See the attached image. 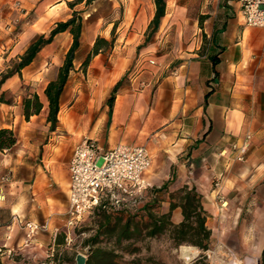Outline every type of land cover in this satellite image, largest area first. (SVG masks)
<instances>
[{
	"label": "crops",
	"instance_id": "1",
	"mask_svg": "<svg viewBox=\"0 0 264 264\" xmlns=\"http://www.w3.org/2000/svg\"><path fill=\"white\" fill-rule=\"evenodd\" d=\"M206 14L205 52L186 54L188 61L176 76L141 69L134 79H126L111 114L107 100L127 75L128 61L121 70L108 71L99 54L86 73L74 66L54 132L49 131L44 94L54 79L39 66L45 48L22 71L23 78L27 73L29 79L50 80L43 95L37 92L43 110L28 121L22 97L11 105L0 103V128L12 129L18 138L12 150H0V172L11 175L9 183L0 184L1 260L17 250L42 256L45 245H61L52 238L67 218L70 161L74 148L91 138L105 149L147 145L152 166L146 178L151 186L171 180V185L197 187L209 214L211 254L220 257L211 264H264V30L245 25L238 0H219L217 10ZM214 54L219 55L216 78L210 60ZM20 78H10L1 92L6 94L10 82ZM246 134L252 135V144L245 161L238 162L231 147ZM172 219L176 225L182 222L180 207ZM26 221L47 223L49 230L28 243L22 226ZM101 223L103 219L98 226ZM113 224L123 226L124 221L114 219Z\"/></svg>",
	"mask_w": 264,
	"mask_h": 264
},
{
	"label": "rangeland",
	"instance_id": "2",
	"mask_svg": "<svg viewBox=\"0 0 264 264\" xmlns=\"http://www.w3.org/2000/svg\"><path fill=\"white\" fill-rule=\"evenodd\" d=\"M0 1L2 3L0 5V79L14 67L29 45L41 35L40 32H44L47 36L56 23L69 19L73 11L80 12L83 18L81 46L74 61V66L79 68L78 72H81V64L94 41L98 37H103L113 41V47L101 53L100 57V64L108 71L121 70L126 66L127 60L130 67L126 75L127 79H134L141 69L163 73V77L176 76L181 66L188 61L186 54L205 52L206 43L203 41L202 31L205 24L202 25V19L208 17L206 13L215 12L219 2V0H166L167 19L162 21L158 32L148 38L150 31L147 24L156 10L154 0H93L90 4L85 0L74 8H71L69 3H75L76 0ZM62 1L66 4L58 6ZM72 40L73 37L69 32L62 33L42 51L40 56L42 63L39 66L45 71L48 69L51 74L50 79L57 77ZM151 60H154L155 64H151ZM28 75L26 73L25 78L21 77L14 84L10 82V89L5 94L8 101L13 103L19 96L23 99L37 92L43 95L44 85L50 79L47 76L45 81L39 78L29 79ZM5 84L1 91L4 90ZM74 101L75 98L72 97L67 105L71 106ZM161 186L149 185L148 189L136 198L123 201L120 208L109 205L105 211L112 214V219H116L117 212L133 214L141 211L144 205L153 203L158 206L152 210V213L161 215L165 209H168L170 198L167 193L157 194ZM181 187L171 185L170 190L174 192ZM176 201L179 202L180 198L177 197ZM103 215L102 210L93 211L76 229H69L63 225L57 237L52 238L53 243L55 239L60 241L61 245H45V255L31 256L30 252L17 250L9 257L4 256L0 261L2 264L10 262L40 264L58 254L62 263L76 264V256L79 253L86 255L87 241L94 235L92 231L96 230ZM138 220L142 234L122 243V245H135L139 248L137 253L125 254L116 246L119 245L116 237L122 227L118 224H115V228L101 240L98 247L120 253L119 255L122 256L118 259L120 264H128L133 257H153L165 264H211L212 261L220 258L211 254L212 245L206 252L189 244L176 247L169 231L156 237H149L145 226L147 218L141 216ZM183 247L196 249V257L194 256L190 261L185 260L181 253Z\"/></svg>",
	"mask_w": 264,
	"mask_h": 264
},
{
	"label": "trees",
	"instance_id": "3",
	"mask_svg": "<svg viewBox=\"0 0 264 264\" xmlns=\"http://www.w3.org/2000/svg\"><path fill=\"white\" fill-rule=\"evenodd\" d=\"M85 0H76L75 3H69L71 8L75 5L84 2ZM93 0H87L90 4ZM156 10L152 21L149 24V36H154L162 23L163 18L166 16L167 4L166 0H154ZM65 32H69L72 37V44L69 48L63 64L58 70L57 77L50 81L44 90L45 97L48 103V115L47 122L50 124L49 131L54 132L57 130L59 125V113L61 111V97L64 93L66 85L69 81L70 74L74 70V61L77 53L81 46V36L83 32V18L80 12L73 11L71 17L66 21H60L51 29L49 34L39 35L26 49L25 53L19 58V61L4 74L0 79V103L11 105L12 101H8L5 94L1 92L2 86L14 76L22 77V71L30 66L38 54L48 45L52 44L54 39ZM147 38V39H148ZM113 47V41H109L106 38L98 37L87 54L86 58L81 64V69L86 73L87 68L90 66L92 60L103 53L107 49ZM219 55L214 54L210 56V60L213 64L214 75L217 77V71L215 70L218 64ZM127 77L124 76L120 81L113 87L112 93L107 100V106L109 107L110 114L117 97L119 90L126 83ZM211 92L207 93L206 99L210 96ZM44 108V104L38 93L26 96L22 100L23 116L28 121L32 116L39 115ZM18 138L15 132L9 128H0V150H12L17 144ZM172 181L164 183L158 190L159 193L169 194V207L167 212L161 215H155L152 210L155 209L157 204H146L143 206L141 211L136 213L124 214L117 212L115 217L117 222H123L124 224L119 230L116 237V245L120 248L121 252L129 255H134L139 251L135 245H122L124 240L130 241L139 234H142L141 226L138 218L143 216L146 221V230L149 237H156L160 234L170 232L175 246L179 247L183 244H189L198 247L203 252L210 249L212 243V231L207 226L209 218L208 212L205 210L203 205V196L197 190L195 185H184L177 191L172 192L170 186ZM179 195V196H178ZM179 197L180 201L177 202L176 198ZM180 207L182 209L183 220L180 224L175 225L172 222L173 211ZM103 209V220L98 226L97 232L87 241V264H120L118 259L122 256L117 251H107L100 247L98 244L101 240L115 228L113 224V217L111 213ZM142 222V219L140 220ZM61 244V243H59ZM60 246V245H57ZM0 264L1 261H0ZM40 264H64L60 261L58 254L53 257H49L46 261ZM128 264H165L161 261L156 260L153 257L140 258L133 257Z\"/></svg>",
	"mask_w": 264,
	"mask_h": 264
},
{
	"label": "built area",
	"instance_id": "4",
	"mask_svg": "<svg viewBox=\"0 0 264 264\" xmlns=\"http://www.w3.org/2000/svg\"><path fill=\"white\" fill-rule=\"evenodd\" d=\"M247 27L264 30V0H238ZM155 64L154 60L150 61ZM252 144V135L231 147L238 162H244ZM226 155L227 151H223ZM152 166V155L147 145L119 144L105 149L96 140L83 139L75 148L69 165L70 191L65 227L76 229L95 209L108 205L120 208L126 198H136L149 187L147 174ZM11 181L10 174L0 172V184ZM26 241L47 232V223L26 221L22 224ZM56 229L54 235L59 234Z\"/></svg>",
	"mask_w": 264,
	"mask_h": 264
},
{
	"label": "bare ground",
	"instance_id": "5",
	"mask_svg": "<svg viewBox=\"0 0 264 264\" xmlns=\"http://www.w3.org/2000/svg\"><path fill=\"white\" fill-rule=\"evenodd\" d=\"M181 253L185 260L190 261L194 256L196 257L197 251L193 248L183 247Z\"/></svg>",
	"mask_w": 264,
	"mask_h": 264
},
{
	"label": "water",
	"instance_id": "6",
	"mask_svg": "<svg viewBox=\"0 0 264 264\" xmlns=\"http://www.w3.org/2000/svg\"><path fill=\"white\" fill-rule=\"evenodd\" d=\"M76 264H87V256L79 253L76 256Z\"/></svg>",
	"mask_w": 264,
	"mask_h": 264
}]
</instances>
